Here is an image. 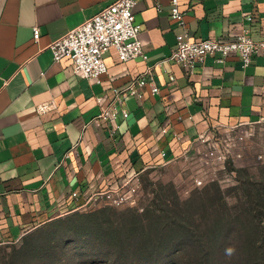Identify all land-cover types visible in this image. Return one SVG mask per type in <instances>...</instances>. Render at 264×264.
<instances>
[{
  "label": "crops",
  "instance_id": "crops-1",
  "mask_svg": "<svg viewBox=\"0 0 264 264\" xmlns=\"http://www.w3.org/2000/svg\"><path fill=\"white\" fill-rule=\"evenodd\" d=\"M113 2L0 0V246L123 177L184 161L202 135L264 123L263 56L246 69L237 54L224 64L208 58L190 75L175 63L157 66L182 32L169 0L160 10L155 0H138L144 57L123 63L111 49L101 84L73 75L69 58L54 62L53 42ZM181 10L192 41L229 40L243 30L264 41V0H186ZM148 67L160 92L147 85L142 101L127 97L116 110L112 89H125ZM43 103L52 108L41 114ZM106 110L112 116L101 118Z\"/></svg>",
  "mask_w": 264,
  "mask_h": 264
},
{
  "label": "rangeland",
  "instance_id": "rangeland-1",
  "mask_svg": "<svg viewBox=\"0 0 264 264\" xmlns=\"http://www.w3.org/2000/svg\"><path fill=\"white\" fill-rule=\"evenodd\" d=\"M231 138L224 164L148 170L133 204L58 216L1 245L0 264H264V123Z\"/></svg>",
  "mask_w": 264,
  "mask_h": 264
},
{
  "label": "built area",
  "instance_id": "built-area-1",
  "mask_svg": "<svg viewBox=\"0 0 264 264\" xmlns=\"http://www.w3.org/2000/svg\"><path fill=\"white\" fill-rule=\"evenodd\" d=\"M157 9H161L160 0H155ZM170 17L182 29L176 37V46L171 55L158 63L161 66L167 63H175L183 68L187 75L203 65L208 58H213L215 63L224 64L230 55H240L242 67H249L255 57H264V41L256 42L248 31L243 30L240 35L229 40H202L192 41L186 28V14L181 10V3L186 0H169ZM138 0H114L113 4L85 21L80 26L65 33L50 47L54 62L69 58L72 62L73 75L80 79H94L101 84L108 74V67L104 56L111 49L117 53L123 63L144 57V48L140 40L141 26L136 24L134 10ZM253 22V17H247ZM34 39H40L39 29H34ZM155 72L148 67L145 73L137 81H133L123 89L113 88L112 93L114 108L119 110L127 97H133L138 101L144 99L142 89L150 86L153 95L160 92L154 82ZM175 81L174 77H171ZM52 104L43 103L37 107L41 114L51 110ZM127 117V113L123 111ZM112 116L111 111H104L100 117ZM227 127L216 129L214 133L202 135L187 151L184 160L197 164L206 169L216 165H222L227 159L234 157L237 151L238 141L231 138L238 128ZM164 156V154H163ZM198 186L202 181H197ZM141 188V174L123 177L115 189H105L93 192L87 199L78 204L77 209L89 205L106 203L112 207H121L133 204ZM75 210V211H76Z\"/></svg>",
  "mask_w": 264,
  "mask_h": 264
},
{
  "label": "trees",
  "instance_id": "trees-1",
  "mask_svg": "<svg viewBox=\"0 0 264 264\" xmlns=\"http://www.w3.org/2000/svg\"><path fill=\"white\" fill-rule=\"evenodd\" d=\"M250 193V192H249ZM256 193H257V191H256ZM259 194V193H258ZM250 195V194H249ZM251 196V195H250ZM217 229H218V227H217Z\"/></svg>",
  "mask_w": 264,
  "mask_h": 264
},
{
  "label": "clouds",
  "instance_id": "clouds-1",
  "mask_svg": "<svg viewBox=\"0 0 264 264\" xmlns=\"http://www.w3.org/2000/svg\"><path fill=\"white\" fill-rule=\"evenodd\" d=\"M229 252L231 251V250H228Z\"/></svg>",
  "mask_w": 264,
  "mask_h": 264
}]
</instances>
